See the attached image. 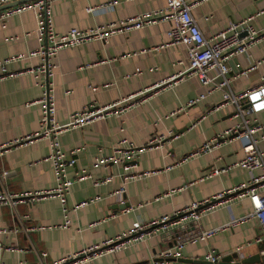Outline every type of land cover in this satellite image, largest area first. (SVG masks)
Returning a JSON list of instances; mask_svg holds the SVG:
<instances>
[{
    "label": "crops",
    "instance_id": "obj_1",
    "mask_svg": "<svg viewBox=\"0 0 264 264\" xmlns=\"http://www.w3.org/2000/svg\"><path fill=\"white\" fill-rule=\"evenodd\" d=\"M105 1L108 0H54V29L64 32L73 26L91 28L165 4V0H117L109 11L93 14L85 10L89 4ZM191 13L205 36L224 28L229 21L248 15H254L251 22L256 28L264 26V0H199L192 4ZM4 24L2 26L0 21V59L27 53L38 46L33 10L15 12L5 18ZM171 24V20L158 21L112 34L105 41L92 39L58 51L55 57L57 67L49 77L57 122H66L72 111L88 103L103 105L131 96L130 105L122 114H111L82 126L69 127L59 135L61 147L66 152L79 148L75 153L76 162L67 168L69 176L73 177L82 168H86L92 177L112 176L100 184H94L91 178L72 183L67 197L69 208L81 201L96 199L70 209L68 226L60 225L64 220L63 212L55 196L32 202L23 200L14 206L0 204V227L9 229L0 232V260L3 264H38L40 251L47 253L46 261H53L126 232L135 220L146 221L172 214L192 201L212 197L259 172V169L232 165L244 154L238 138L209 152L189 155L202 142L234 124V108L230 104L214 108L222 100L219 90L186 105L190 98L205 92L206 86L196 76L178 74L188 66V57L184 44L164 45L168 39L166 30ZM263 57L264 37L247 52L233 55L228 60L233 76L232 89L241 90L262 82L264 60L256 62ZM40 62L39 56H27L10 62L8 69L20 70ZM253 64H256L254 68L240 73ZM136 68L140 69L139 73H134ZM41 94L42 86L36 84L35 77L29 72L0 79V142L39 128L41 104L38 100ZM258 116L263 119L264 110L258 112ZM159 135L165 137L164 144L144 148L137 159L136 170H152L145 176L125 181L120 163L93 165L95 156L111 154L113 146L122 137L143 145L152 136ZM260 147L264 149V139ZM48 152L47 140L37 138L14 145L0 155V192L53 187L52 164L44 159ZM226 165H230L228 170L203 177L212 167ZM2 171H6L4 176ZM250 209L247 197L229 200L202 214L181 233L190 235L220 225ZM261 233L259 221L250 218L221 229L204 240L187 242L178 249L177 256L158 260L156 264H194L180 258L203 260L212 248L222 257L235 252L239 254L225 261L227 264L237 262L240 256L256 253L260 254V260L254 264H264L261 253L264 237L261 241L255 240ZM174 243L172 235H152L105 253L94 259V264L154 261L163 249L174 246ZM8 245L14 248H6Z\"/></svg>",
    "mask_w": 264,
    "mask_h": 264
},
{
    "label": "built area",
    "instance_id": "obj_2",
    "mask_svg": "<svg viewBox=\"0 0 264 264\" xmlns=\"http://www.w3.org/2000/svg\"><path fill=\"white\" fill-rule=\"evenodd\" d=\"M19 0H0V5ZM54 0H25L14 5L0 9V21L5 26L4 20L7 16L24 10L31 9L35 14L36 27L39 44L36 48L27 53L9 55L0 59V79L5 76H14L22 72L33 74L36 84L42 86V94L39 98L41 104V115L39 118V128L29 134L16 137L12 140L0 142V155L4 154L12 146L26 143L37 138H44L48 142L49 152L44 157L52 164L55 184L51 188L21 191V192H0V204L13 205L19 201L29 200L30 202L45 197L55 196L61 204L63 212L62 226H68L70 218L68 212L86 202L96 199L81 201L69 208L67 197L70 187L75 180L91 178L94 184L108 181L112 175L101 178L92 177L86 168L76 171L73 177L67 173V168L76 162L75 153L79 148H73L69 152L62 149L59 135L73 126H82L97 118H103L111 114L120 115L128 107L131 96H126L118 100L103 105H95L93 102L84 105L78 110L69 114L68 120L59 123L55 117V100L53 87L49 77L54 74L57 67L55 57L58 51L69 45H78L82 42L99 39L107 40L115 33L127 32L132 29L142 28L148 24L158 21L171 20V26L166 30L168 36L164 45L184 44L186 47L188 66L180 71L186 75L196 76L200 83L206 86V91L190 98L186 105L193 104L204 98L215 90L221 92L222 100L215 104L214 108L225 105L233 106L232 116L235 118L233 125L217 132L209 139L202 142L189 155H198L212 150V148L228 142L233 138H238L242 142L243 156L232 165L246 167L249 170L259 169L257 174L252 173L250 178L235 185L223 192H219L212 197L199 201H192L190 204L180 208L172 214H163L146 221L135 220L131 227L121 234L109 237L104 241L92 244L78 252L64 255L53 261H46V252L40 251L38 254V264H94V259L111 251L120 250L124 246L149 237L152 235H163L175 238L174 246L163 249L159 256L162 259L178 255V249L187 242L204 240L221 229L231 227L244 220L255 218L259 221L261 234L256 237V241H261L264 237V149L260 147L264 139V118L258 116V112L264 110V75L262 82L255 86L246 87L241 90H234L231 87L232 75L228 60L236 54L247 52L260 38L264 37V26L256 28L252 21L254 15H248L240 20L229 21L227 26L214 32L210 36H205L200 29L196 19L191 13V6L199 0H165V4L160 7L142 10L125 18H119L107 24H97L91 28L70 27L64 32L54 29L52 19V3ZM117 0H108L98 4H89L85 7L87 12L97 14L109 11L114 8ZM245 32V34H242ZM157 47V46H156ZM145 50V49H143ZM137 52H133L135 54ZM127 55V54H126ZM27 56H39L41 62L35 66H28L24 69L11 71L8 64L12 61L25 58ZM264 60V57L259 61ZM256 64L241 70L244 74L254 68ZM136 68L134 73H139ZM177 75V74H176ZM129 76V74H126ZM174 77V75L172 76ZM95 88V87H93ZM164 136H152L145 144L138 145L126 137L120 138L113 146L109 155L95 156L93 165L107 166L108 163H120L123 167L121 174L123 180L138 178L152 172V170H136V162L140 152L146 147H155L164 144ZM230 165L222 167H212L203 177H210L220 172L228 170ZM6 171H2L4 176ZM186 186V184L184 185ZM124 187H121L123 190ZM247 197L251 204V209L240 216H232L227 222L206 229H201L190 235L181 233L191 222L200 218L208 211L215 210L220 205L233 199ZM7 227H0V232H7ZM17 230V228L15 229ZM13 249L14 246H5ZM238 246L237 249H240ZM261 253L264 255V248ZM222 255L215 249H210L206 255V263L221 264ZM157 261H144L137 264H156ZM0 264L3 262L0 260ZM198 264V263H194Z\"/></svg>",
    "mask_w": 264,
    "mask_h": 264
},
{
    "label": "water",
    "instance_id": "obj_3",
    "mask_svg": "<svg viewBox=\"0 0 264 264\" xmlns=\"http://www.w3.org/2000/svg\"><path fill=\"white\" fill-rule=\"evenodd\" d=\"M22 1H25V0H19V1H13V2H9V3H6V4H2L0 5V9L2 8H5V7H8L10 5H14L16 3H19V2H22ZM242 34H245V32H243ZM239 254L237 252L231 254V255H227V256H224L222 257L220 263L221 264H227L225 261H228V259H231L232 256H238ZM171 257H168V258H165V259H169ZM181 260L183 261H186V262H189V263H206V260L203 259V260H200V259H197V258H180ZM155 261H160V260H163L161 257L159 258H155L154 259ZM260 260V254L259 253H256L252 256H240L239 257V260L237 262H231L230 264H254V262H258Z\"/></svg>",
    "mask_w": 264,
    "mask_h": 264
}]
</instances>
